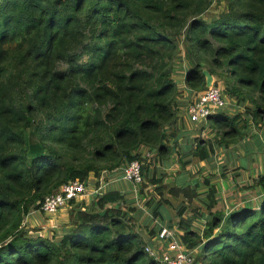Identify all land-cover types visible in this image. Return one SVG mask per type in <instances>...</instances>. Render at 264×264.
Instances as JSON below:
<instances>
[{"label": "trees", "instance_id": "16d2710c", "mask_svg": "<svg viewBox=\"0 0 264 264\" xmlns=\"http://www.w3.org/2000/svg\"><path fill=\"white\" fill-rule=\"evenodd\" d=\"M215 1L223 9L205 20L213 0H0V264H160L119 189L70 200L60 236L23 225L62 184L134 159L140 193L153 186L145 201L153 218L179 198L176 226L197 248L192 264H264V172L247 185L260 190L257 202L224 213L211 177L169 184L141 156L144 147L157 160L177 147L178 58L189 91L207 88L203 71L219 73L226 94L250 101L246 114L264 121V0ZM239 119L209 115L216 138L187 144L180 167L240 137Z\"/></svg>", "mask_w": 264, "mask_h": 264}, {"label": "rangeland", "instance_id": "374dc122", "mask_svg": "<svg viewBox=\"0 0 264 264\" xmlns=\"http://www.w3.org/2000/svg\"><path fill=\"white\" fill-rule=\"evenodd\" d=\"M224 3H217L213 0L210 7L202 13V17L208 20L212 16H216L222 9ZM181 55V54H180ZM183 57V56H180ZM187 68L186 60H181L178 58L174 65L173 77L177 82V88L179 94L175 95V101L177 104L176 114L180 117L181 122V136L177 142V147L170 152L166 157H157L153 159L152 150L148 147L141 149V156L146 158V163L149 167L153 166L155 172L158 174H166V182L169 184L181 183L191 180L200 179L202 177H211L212 182L217 186L219 202L216 204V209H221L224 213L230 210L234 205L241 206L243 203H256L257 195H259L260 190L258 188L253 189L247 188L253 178L256 177L258 173L264 172V141L262 139L264 135V121L255 122L251 120L250 115L245 111L246 107H252V103L248 100H237L240 96H230L227 95L223 89V93L227 95L228 105L222 109L225 110L227 115L234 116L235 114L240 115L239 121L236 122L240 127V137H236L235 141L229 140V144L224 147H216L213 152L209 155L207 161H199L198 158H190V164L184 169L180 167L179 158H183L184 153L183 147L184 143L193 144L198 139H215L216 129L211 126L210 121L203 120L199 122H191L187 116V112H183V107L185 105L181 104L189 103L192 99V91H189L185 86L183 81V71ZM182 69V70H181ZM212 83H218L217 85L223 88L225 86L226 80H224L221 75L212 76ZM216 85V86H217ZM189 93V94H188ZM230 96V97H229ZM179 100V102H178ZM185 100V101H184ZM188 101V102H187ZM237 101L242 102L239 104ZM178 106H181L180 109ZM187 107V106H186ZM221 110V111H222ZM247 113V114H246ZM246 124V126H244ZM190 139H193V143ZM184 158L187 159L189 153H184ZM121 169H117L114 172L103 170L101 172L103 181L106 183L105 189L111 187L113 183H117L120 180L112 181L111 175L115 173L117 177H121ZM100 174V175H101ZM123 182V180H121ZM119 182L118 187L124 190V197L126 200L125 207L136 208L133 212V217L135 218V227L138 232L142 234L143 244H152L153 237L150 233L153 228H160V219L162 218L165 225H171V227L177 229L181 232L176 223L178 221V216L176 214L175 206L178 205L179 198L171 197L172 204L166 206V211H162V216L152 217L150 208L145 204V201L153 194V186H148L140 193V185L137 187V195L134 194L132 183H125L123 187ZM96 180L90 178V186L95 185ZM108 183V184H107ZM115 188V187H114ZM111 189V188H110ZM134 197L131 198V196ZM93 195L90 194L88 197L85 196L83 199H77L75 201L84 200L89 203ZM133 200V202H132ZM196 200L193 204H198ZM71 204L68 203L60 210L53 214H47L43 211L34 210L29 215H27L23 220V225L29 229H39L37 230L39 234L50 237H57L69 227V212L71 209ZM191 208V206H189ZM190 210L185 213V216L190 214ZM156 219L159 223H154L152 226V221ZM204 222L201 219H196L193 222V227L196 230L203 229ZM156 231V230H154ZM157 232V231H156ZM155 232V233H156ZM32 233V232H31ZM36 233V232H35ZM182 243V242H181ZM183 244V249H187V245ZM197 249V248H195ZM197 252H195L196 255Z\"/></svg>", "mask_w": 264, "mask_h": 264}, {"label": "built area", "instance_id": "2783aa9c", "mask_svg": "<svg viewBox=\"0 0 264 264\" xmlns=\"http://www.w3.org/2000/svg\"><path fill=\"white\" fill-rule=\"evenodd\" d=\"M192 99L187 105V116L191 122L206 120L209 115L224 109L228 105L227 95L223 93V88L213 83L205 90L194 92ZM141 165L138 159L128 162L122 168V178L137 186L143 182ZM97 186H90V182L78 179L70 180L62 184L57 191L47 194L41 202L40 209L47 214H53L70 203V200L82 199L87 196L88 189H92L91 194H102L105 182L102 174L96 178ZM93 192V193H92ZM181 232L177 229L162 225L153 243L145 244L144 250L160 264H192L194 262L197 249H183L180 240Z\"/></svg>", "mask_w": 264, "mask_h": 264}, {"label": "crops", "instance_id": "0c3cea01", "mask_svg": "<svg viewBox=\"0 0 264 264\" xmlns=\"http://www.w3.org/2000/svg\"><path fill=\"white\" fill-rule=\"evenodd\" d=\"M193 93H194V91H192V94H193ZM188 94H189V93H188ZM184 101H185V100H184ZM178 102H179V100H178ZM187 102H188V101H187ZM181 104L185 105V106L183 107V109H184L183 112H187V107H186V106L188 105V103H184V102H182ZM178 107H179L180 109L182 108L181 106H178ZM206 120H207V119H206ZM190 140H191L192 143L194 142L193 139H190ZM185 146H186V145H185V143H184V147H185ZM184 147H183V148H184ZM114 171H115V170H114ZM114 171H111V172H114ZM121 173H122V171H121ZM111 177H113L111 182H114V181H117V180H120V181L123 180V182L121 181V185H122L123 187L125 186V183L127 182L126 180H124V179L122 178V176H121L120 178L117 177L115 173H112ZM90 178H94V179L96 180L95 177L90 176L89 179H88V183L90 182ZM120 181H119V182H120ZM119 182H117V183H113V184L111 185V187H108V189H110V188H112V189H119V190L122 189V188H119V187H118ZM178 182L181 183V181H178ZM128 183H129V182H128ZM128 183H126V184H128ZM107 184H108V183H107ZM95 185L97 186L96 182H95ZM96 186H95V187H96ZM137 186H138V185H137ZM137 186H135V185L132 184L133 192H134L135 195H137V188H138ZM105 187H106V183H105L104 189H105ZM114 187H115V188H114ZM93 188H94V187H93ZM93 188H92V189H93ZM92 189H88V193H89V194L87 195V197L91 194ZM105 190H107V189H105ZM121 191H122V190H121ZM123 191H124V190H123ZM123 191H122L123 194H124V192L127 194L126 191H124V192H123ZM92 193H93V192H92ZM92 195H93V197H94L95 193H93ZM259 196H260V195H257V197H259ZM132 197H134V195H132L131 198H132ZM82 198L84 199L85 196H83ZM132 202H133V200H132ZM244 204H247V203H243L242 205H244ZM242 205H241V206H242ZM235 207H239V206H238V205H236V206L234 205V207H231L230 209L235 208ZM165 208H166V207H164V208L162 209V211H164V210L166 211ZM159 221L161 222V223H160L161 226H162V225H165V224H162V223H163L162 218H161ZM154 223H156V225H157V223H159V222H158V220L154 219V220L152 221V226H153Z\"/></svg>", "mask_w": 264, "mask_h": 264}, {"label": "water", "instance_id": "95a60500", "mask_svg": "<svg viewBox=\"0 0 264 264\" xmlns=\"http://www.w3.org/2000/svg\"><path fill=\"white\" fill-rule=\"evenodd\" d=\"M203 72L206 75V85L210 86L212 84V75H210V73H208L206 70Z\"/></svg>", "mask_w": 264, "mask_h": 264}, {"label": "clouds", "instance_id": "9594fccd", "mask_svg": "<svg viewBox=\"0 0 264 264\" xmlns=\"http://www.w3.org/2000/svg\"><path fill=\"white\" fill-rule=\"evenodd\" d=\"M208 87V86H207Z\"/></svg>", "mask_w": 264, "mask_h": 264}]
</instances>
